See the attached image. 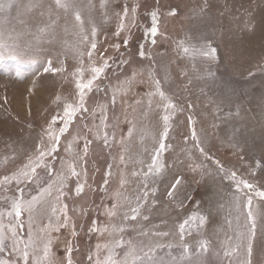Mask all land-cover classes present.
Masks as SVG:
<instances>
[{
    "label": "rangeland",
    "instance_id": "374dc122",
    "mask_svg": "<svg viewBox=\"0 0 264 264\" xmlns=\"http://www.w3.org/2000/svg\"><path fill=\"white\" fill-rule=\"evenodd\" d=\"M0 54V264H264V0H0Z\"/></svg>",
    "mask_w": 264,
    "mask_h": 264
},
{
    "label": "snow or ice",
    "instance_id": "6c2138e0",
    "mask_svg": "<svg viewBox=\"0 0 264 264\" xmlns=\"http://www.w3.org/2000/svg\"><path fill=\"white\" fill-rule=\"evenodd\" d=\"M57 3L60 4V0H57ZM61 6L66 7L67 5L66 4H61ZM172 14L173 15L175 14V10H173ZM77 19H79V16H77ZM153 20L155 21V14H153ZM151 32H152L153 35L157 32V27L155 25L151 28ZM93 35H94V32H93ZM204 47L208 48V51H202L201 54L203 56H205V57L211 56L212 58H215V52H216L215 48H212L210 45H205ZM95 48H96V44L93 42L91 44V49L95 50ZM184 51L188 52V48H185ZM141 54H143V53H141ZM89 55L91 56V52H89ZM0 58H2V54H0ZM79 71H82V69L79 70ZM103 71H104L103 67H93L91 69V72L94 74L92 76V78L89 79L86 83H84L83 81H79L77 83L76 86L80 90V101L81 102L79 104L75 105V106H73L71 104H68V105L65 106V108H64V117L66 118L65 119V126L67 125V123L69 121H71L74 118V115L78 111H80V110H82L84 108L83 99H84L85 89H90L92 84H93V82L97 79V77L100 74L103 73ZM161 95H163V93H161ZM164 119H165V121H167L168 117L166 116V117H164ZM56 120H57V117L54 116L53 117V123H55ZM64 131H65V127H61L60 132L63 133ZM166 135H167V128L165 129V137H166ZM193 136H195V131L194 130H193ZM55 140L58 142L59 141V137L58 136L55 137ZM56 147H58V143L55 144L53 146V148L50 149L48 152L41 151L39 153V156L36 158V166H32L33 165V161L30 160L29 161V165L25 166V168L27 170H21V172L19 173V177H23V178H26L28 180H31L32 179V175L31 174H34L36 172V168L38 166H40L41 163H43L44 157L46 155H49L51 152H54L56 150ZM164 147H165L164 143L161 142L160 146H159L160 150H163ZM156 163H157V156H154L153 157V164H156ZM160 167H162V165H160ZM68 169H69V175L70 176H78L79 175V173L76 172L75 167H74V165L72 163L68 164ZM234 175L235 174L233 173V176ZM19 177L13 176L12 179L16 180L17 182H19ZM66 178L67 177H65V179ZM8 180H9L8 177H4L3 178V181H5V182H7ZM242 183H245V185L247 187H251V185H247L246 182H242ZM79 190L83 191V187L80 186ZM260 195H264V193H261ZM28 203H29L28 201H25V200L22 199V193H21V198H17L16 200L13 201V203L11 205L12 211L9 212V214L11 215V214L14 213L17 218L20 217L22 215V208L25 205H27ZM0 215H3V214L0 213ZM249 216H251V213H249ZM132 219H135V216H133ZM183 227H184V225H181V228H183ZM253 227H254V225H253ZM16 235L17 234H16L15 230H13L11 239H12V242H13L14 245L19 243V241L16 239ZM7 239H9V237L5 234L3 225L0 224V246H2ZM117 246H119V245H117ZM28 247L29 246L27 244H25L23 248L19 249V251L21 253V256L23 257V259L25 261H27L29 259V252L27 250ZM149 251H151V250H149ZM249 251H250V249H249ZM45 253L47 254V247L45 248ZM128 255L136 256L137 259L140 258L139 256L136 255V249L133 246H131V245H130V250H129ZM144 255L148 256V253H144ZM109 261H111V264H116L115 261L111 260V257H109ZM69 264H71V260H69ZM122 264H126V261L122 262Z\"/></svg>",
    "mask_w": 264,
    "mask_h": 264
}]
</instances>
